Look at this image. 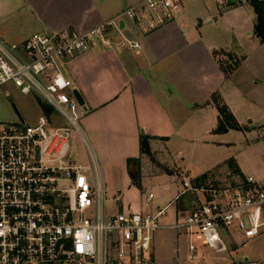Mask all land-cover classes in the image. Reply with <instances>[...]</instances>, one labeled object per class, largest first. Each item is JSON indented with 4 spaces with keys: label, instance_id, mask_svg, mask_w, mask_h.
<instances>
[{
    "label": "built area",
    "instance_id": "obj_1",
    "mask_svg": "<svg viewBox=\"0 0 264 264\" xmlns=\"http://www.w3.org/2000/svg\"><path fill=\"white\" fill-rule=\"evenodd\" d=\"M177 3L143 0L83 34L41 32L21 43L0 40V100L12 85L33 96L41 111L33 124L23 118L0 124V264H154L153 235L164 229L187 238L188 259L194 260L196 242L213 254L227 252L222 235L231 227L245 241L264 235V176L213 184L178 173L173 182L180 190L164 207L153 206L154 194L144 192L149 212H109L101 165L80 126L86 111L64 68L98 44L111 45L124 17L145 20L154 29L172 18ZM53 112L63 126H54ZM71 132L85 147L84 163L71 157ZM170 207L173 215L165 223Z\"/></svg>",
    "mask_w": 264,
    "mask_h": 264
},
{
    "label": "crops",
    "instance_id": "obj_2",
    "mask_svg": "<svg viewBox=\"0 0 264 264\" xmlns=\"http://www.w3.org/2000/svg\"><path fill=\"white\" fill-rule=\"evenodd\" d=\"M142 1L0 0V40L21 43L41 32L74 31L83 34L121 16L124 11ZM194 1L178 0L172 18L154 29H149L145 20L124 17L123 29L116 34L117 39L111 45L98 44L76 55L64 68L66 78L84 100L86 113L82 118V126L101 165L105 190L110 184L108 190L112 193L117 191L113 189V171H119L122 176L121 197L115 207L119 211H148L140 199L141 194L140 197L134 196L133 190H137L132 187L127 169L128 159H139L141 165L144 154L140 152V136L148 137L152 155L157 149L162 148L164 151L184 127V122L178 120L174 109H191L196 114L212 113L215 130L218 111L212 97L219 96L227 107L229 92L238 90L225 91L231 75L226 76L221 71L214 53L224 51L240 56L237 50L217 43L211 17L213 12L224 18L239 16L245 12V7L240 3L248 2L236 0V3L228 5V0H207L209 8L203 6V2L195 10ZM176 15L177 19L174 17ZM198 18L202 21L200 24L196 22ZM232 19L226 20L230 39L235 38V30L240 26L236 24L237 21L233 23ZM244 33L248 38H256L252 30L245 29ZM126 41L137 44L139 48L126 45ZM240 59L242 62L243 58ZM169 86L173 90L167 92ZM228 110L243 128L242 118H238L231 109ZM262 120L260 115L254 116L253 120L250 118L248 132L257 131L259 136L262 129L258 127L264 124ZM258 139L264 140V137L261 135ZM164 156L168 164L165 166L169 169L197 177L189 175L186 169L180 167V153L175 155V160L169 158L168 153ZM233 173L243 177L235 164L234 170L228 175ZM263 176L264 172L259 177ZM170 178L173 180V176ZM180 202L177 203L179 207ZM153 206L161 207L155 201ZM179 238L185 239L187 249V238L176 236V240ZM153 244L155 246V241Z\"/></svg>",
    "mask_w": 264,
    "mask_h": 264
},
{
    "label": "rangeland",
    "instance_id": "obj_3",
    "mask_svg": "<svg viewBox=\"0 0 264 264\" xmlns=\"http://www.w3.org/2000/svg\"><path fill=\"white\" fill-rule=\"evenodd\" d=\"M203 2H205L203 6L209 8L207 0H195L193 8L197 10V6L201 7ZM240 5L245 7V12L239 16H225L224 18L219 13L213 12L211 19L214 20L212 29L217 35V43L225 44L226 47L237 50V54L243 58L241 62L240 57L232 52H216V58L224 69L225 75H231L226 83L225 91L238 89L232 93L229 92L227 108L231 109L238 118H242L243 128L218 134L215 133L214 126H212L214 121L212 113L196 114V111L191 109H174L178 120L181 123L184 122V127L178 136L166 145L164 151L160 148L152 155L149 147L150 155L144 154L141 165H139V185H132L137 190H133L134 196L140 197L141 194L140 199L143 200L144 192H152L155 196L154 201L161 207L175 199L180 187L178 184L175 185L170 176H175L178 171L167 167L168 164L164 161L167 159L164 156L166 153L169 154V158H174V160L175 155L180 153L182 156L179 164L182 169H186V172L192 176L202 177L201 174H204L203 178L213 184H226L242 178L235 173L228 177V173L232 172L229 162H233L243 176H262L264 172V140L258 138L261 135L264 137V124L258 127L262 129L259 136L257 131L250 130L248 132L249 126L247 125L250 123L249 119L252 118L253 120L256 115H260L264 119V43L256 38L246 37L245 29L253 31L256 15L250 4L241 2ZM212 6L215 7L216 5L212 2ZM174 17L177 19L178 16ZM231 19L233 23L237 21L236 24L240 25L235 30L234 39H230V33L226 28V20ZM196 22L200 24L202 21L198 18ZM64 76L66 77L65 71ZM167 89L166 91L169 92L173 90V87L169 86ZM213 100L218 105H224L219 96L214 97ZM12 103L28 125L33 124L41 115L38 102L33 96L23 95L14 86L7 85L5 96L0 100V124L16 122L17 117L11 107ZM51 121L55 127L64 125L62 118L55 112L51 114ZM80 126L84 132L82 119ZM84 134L86 136L85 132ZM70 145L71 157L78 163H84L86 158L85 147L75 132H71ZM87 145L94 153L89 141H87ZM166 164L167 166H165ZM132 167L134 172L135 166L132 165ZM128 176L130 178L129 173ZM111 177L113 189L117 191L112 193L108 190L110 184L106 186L107 206L110 213H115L119 211L115 207H117L121 197L122 176L119 171H113ZM180 206L181 208L185 207L182 202H180ZM129 210L133 211L132 209ZM173 210L174 208L170 207L167 212L169 217L163 222L169 223L171 221ZM149 211L148 209L147 212ZM176 236V232L171 229L159 230L154 233V264H264V235L245 241L242 234L235 227H231L227 234L222 235L227 252L213 254L200 242H196L198 257L192 262L187 259L185 239L176 240Z\"/></svg>",
    "mask_w": 264,
    "mask_h": 264
},
{
    "label": "trees",
    "instance_id": "obj_4",
    "mask_svg": "<svg viewBox=\"0 0 264 264\" xmlns=\"http://www.w3.org/2000/svg\"><path fill=\"white\" fill-rule=\"evenodd\" d=\"M248 4H250L256 15V23L253 28V34L256 38H258L261 42L264 43V0H248ZM216 54V53H214ZM220 65V63H219ZM221 71L225 74L224 69L220 66ZM212 101L216 106L218 111L217 117V125L215 128V133L224 134L229 130H241V127L236 122L233 115L230 113L228 108L225 105H218L215 100ZM140 152L141 154L150 155L149 146H148V137L141 135L140 136ZM132 165L135 166V171L132 170ZM229 167L234 170L233 162H229ZM127 169L132 180V183L138 186L139 182V159H128L127 161ZM205 176V175H203ZM202 176V177H203Z\"/></svg>",
    "mask_w": 264,
    "mask_h": 264
},
{
    "label": "water",
    "instance_id": "obj_5",
    "mask_svg": "<svg viewBox=\"0 0 264 264\" xmlns=\"http://www.w3.org/2000/svg\"><path fill=\"white\" fill-rule=\"evenodd\" d=\"M245 1L248 2V0H245ZM234 3H236V0H228V5H229V4H234ZM120 29H123V22H122V21H121V23H120ZM73 94H74V96H75V98H76L78 104H79V105H80V106L86 111V109H85V105H84V100L82 99L80 93H79L77 90H74V91H73ZM11 107H12L13 111L15 112V115H16V117L18 118V120H19L21 123H23L22 116H21L20 113L18 112L16 106L12 103V104H11Z\"/></svg>",
    "mask_w": 264,
    "mask_h": 264
}]
</instances>
